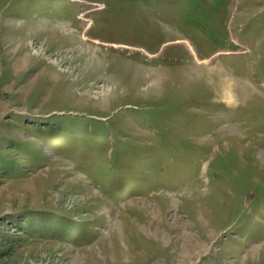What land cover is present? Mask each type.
<instances>
[{
  "label": "rangeland",
  "instance_id": "obj_1",
  "mask_svg": "<svg viewBox=\"0 0 264 264\" xmlns=\"http://www.w3.org/2000/svg\"><path fill=\"white\" fill-rule=\"evenodd\" d=\"M0 264H264V0H0Z\"/></svg>",
  "mask_w": 264,
  "mask_h": 264
},
{
  "label": "bare ground",
  "instance_id": "obj_2",
  "mask_svg": "<svg viewBox=\"0 0 264 264\" xmlns=\"http://www.w3.org/2000/svg\"><path fill=\"white\" fill-rule=\"evenodd\" d=\"M83 15H84V14H83ZM85 18H86V17H85ZM84 38H86V35H85ZM230 85H231V84H230ZM229 91H231V90H228L227 92H229ZM232 95H233V93L231 94L230 92L227 94V96L230 98V100L233 99ZM229 103H230V102H229Z\"/></svg>",
  "mask_w": 264,
  "mask_h": 264
},
{
  "label": "trees",
  "instance_id": "obj_3",
  "mask_svg": "<svg viewBox=\"0 0 264 264\" xmlns=\"http://www.w3.org/2000/svg\"><path fill=\"white\" fill-rule=\"evenodd\" d=\"M26 217H28V216H26Z\"/></svg>",
  "mask_w": 264,
  "mask_h": 264
}]
</instances>
